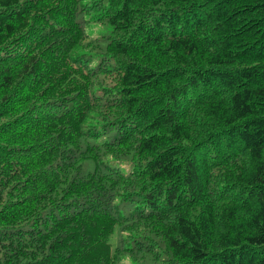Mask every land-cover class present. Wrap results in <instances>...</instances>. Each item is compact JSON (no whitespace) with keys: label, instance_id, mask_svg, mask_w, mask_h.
I'll return each mask as SVG.
<instances>
[{"label":"trees","instance_id":"obj_1","mask_svg":"<svg viewBox=\"0 0 264 264\" xmlns=\"http://www.w3.org/2000/svg\"><path fill=\"white\" fill-rule=\"evenodd\" d=\"M0 264H264V0H0Z\"/></svg>","mask_w":264,"mask_h":264},{"label":"rangeland","instance_id":"obj_2","mask_svg":"<svg viewBox=\"0 0 264 264\" xmlns=\"http://www.w3.org/2000/svg\"><path fill=\"white\" fill-rule=\"evenodd\" d=\"M107 32V30H105Z\"/></svg>","mask_w":264,"mask_h":264}]
</instances>
